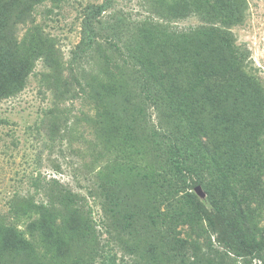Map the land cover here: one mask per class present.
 Segmentation results:
<instances>
[{
    "label": "rangeland",
    "instance_id": "obj_1",
    "mask_svg": "<svg viewBox=\"0 0 264 264\" xmlns=\"http://www.w3.org/2000/svg\"><path fill=\"white\" fill-rule=\"evenodd\" d=\"M105 1L0 0V218L24 229L31 221L24 201L50 207L55 196V211L46 222L71 214L74 227L56 253L61 264H102L101 259L90 263L87 240L77 236L85 221L103 255H114L117 264H208L209 256L222 264H264V258L245 260L225 252L220 237L205 230L165 225L160 216L164 207L154 205L155 185L142 177L152 171L150 156L137 154L124 134L122 106L127 101L122 93L129 77L103 63L102 52L74 55L84 37V20ZM223 1L232 10L227 16L233 25H213L246 54L245 78L240 85L218 86L220 79L210 83L211 90L197 89L189 115L207 129L209 144L223 151L230 147L232 154L240 155L241 142H252L259 129L264 134V0ZM110 2L93 27L99 32L114 20L124 26L113 43L117 57L129 58L133 50L162 73L184 50L201 46L195 32L208 20L204 0ZM39 36L48 41L45 49L52 48L50 66L29 41ZM203 51L202 60L212 62L216 53ZM107 79L116 88L110 102L98 87L99 80ZM146 112L155 120L151 106ZM263 137L258 146L264 149ZM247 174L256 178L253 171ZM59 191L77 195L79 204L64 205ZM193 193L211 212L203 192L196 188ZM258 207H250L248 218L262 226L264 210ZM18 259L0 251V264H17Z\"/></svg>",
    "mask_w": 264,
    "mask_h": 264
},
{
    "label": "trees",
    "instance_id": "obj_2",
    "mask_svg": "<svg viewBox=\"0 0 264 264\" xmlns=\"http://www.w3.org/2000/svg\"><path fill=\"white\" fill-rule=\"evenodd\" d=\"M110 6V0H106L90 10L83 23L84 37L74 55L81 57L94 51L102 52L103 63L129 77V86L122 93L127 101L122 106L124 134L133 143L137 154L144 159L150 156L152 171L142 177L151 179L155 185L157 200L154 205L158 209L159 205L164 207L165 213L160 216L165 219V225L182 224L205 230L220 237L218 243L222 244L225 252L245 260L263 259L264 225L259 226V222L253 225L248 218L253 204L259 206L261 212L264 210V149L258 146L261 142L259 136H264L262 130L259 129V136L252 142H241L244 145L237 148L240 155H234L230 147L223 151L215 144H209L206 141L209 137L207 129L189 115V102L197 89L211 90L210 83L220 79L218 86L230 83L240 85L245 78L243 64L246 54L235 46L227 32L213 25L215 22L223 27L233 25L232 17L227 16L232 10L223 0H204L208 20L195 32L201 48L191 52L184 50L180 60L175 58L165 64L160 73L133 50L128 62L129 58L118 55L120 60L114 55L118 48L113 43L124 28L118 20L107 23L99 32L95 30L93 22ZM145 24H140L141 29L145 28ZM29 41L36 43L38 56L50 66L52 48L50 45L44 48L48 41L41 36L37 41ZM217 43L220 50L215 48ZM203 50L216 53L212 62L208 61L210 58L202 60ZM99 81V93L110 102L116 94L114 83L108 79ZM147 105L152 107L155 120L146 112ZM248 170L256 173L255 179L248 177ZM196 188L205 195L211 212L193 193ZM57 194L64 205L79 204L75 194L64 191ZM51 199L56 197L51 196ZM51 199L50 207L24 201L28 210L24 213H28L31 220L24 229H18L15 224L5 223L0 218V251L19 258L17 264L23 258L27 264H61L55 258L56 253L67 244V235L74 227L70 226L71 214L64 219L66 221L54 217L46 222L55 211ZM15 209L14 214L18 218L20 213ZM255 214L261 216L258 210ZM85 223L76 233L87 240L86 246L92 252L90 263L101 259L102 264H117L114 255H103V248L99 246L94 231ZM207 263L222 264L215 256H209Z\"/></svg>",
    "mask_w": 264,
    "mask_h": 264
}]
</instances>
